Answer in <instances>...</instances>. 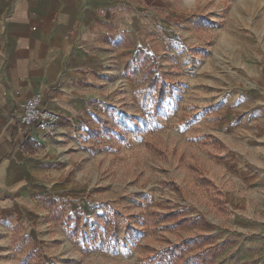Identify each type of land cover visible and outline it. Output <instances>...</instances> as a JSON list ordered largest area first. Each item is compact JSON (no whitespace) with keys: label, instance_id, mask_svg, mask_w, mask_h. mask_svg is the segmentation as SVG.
Instances as JSON below:
<instances>
[{"label":"rangeland","instance_id":"rangeland-1","mask_svg":"<svg viewBox=\"0 0 264 264\" xmlns=\"http://www.w3.org/2000/svg\"><path fill=\"white\" fill-rule=\"evenodd\" d=\"M192 9L176 50L163 42L156 64L136 66L124 90L116 82L109 135L80 162L70 198L5 245L0 264H156L155 252L183 242L174 264H264V188L225 156L230 132L252 118L247 83L233 78L256 51L264 63V0Z\"/></svg>","mask_w":264,"mask_h":264},{"label":"crops","instance_id":"crops-1","mask_svg":"<svg viewBox=\"0 0 264 264\" xmlns=\"http://www.w3.org/2000/svg\"><path fill=\"white\" fill-rule=\"evenodd\" d=\"M196 1L0 0V253L70 198L80 162L109 135L116 82L124 90L136 66L156 64L163 42L178 48L179 18ZM262 55L238 63L245 72L232 77L247 83L242 109L252 118L236 124L225 151L256 191L264 188ZM36 95L61 115L56 138L19 121Z\"/></svg>","mask_w":264,"mask_h":264},{"label":"built area","instance_id":"built-area-1","mask_svg":"<svg viewBox=\"0 0 264 264\" xmlns=\"http://www.w3.org/2000/svg\"><path fill=\"white\" fill-rule=\"evenodd\" d=\"M42 98L36 95L22 105L19 121L22 126L38 129L49 138L59 134L61 115L41 108Z\"/></svg>","mask_w":264,"mask_h":264},{"label":"trees","instance_id":"trees-1","mask_svg":"<svg viewBox=\"0 0 264 264\" xmlns=\"http://www.w3.org/2000/svg\"><path fill=\"white\" fill-rule=\"evenodd\" d=\"M167 217L175 219L180 217L179 213H171L168 214ZM174 226L176 227H183V228H209L210 225L200 219H194V218H179L174 222ZM189 248L188 242H183L181 246H175L173 248H169L166 251H163L161 253L155 252L153 260L150 261V263H156V264H174L175 261V254L178 252H183L184 250ZM154 261V262H153ZM186 264H198L197 262H194L193 260L187 261Z\"/></svg>","mask_w":264,"mask_h":264}]
</instances>
